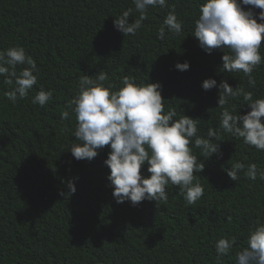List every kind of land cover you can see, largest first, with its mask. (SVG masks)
<instances>
[{
  "label": "trees",
  "instance_id": "obj_1",
  "mask_svg": "<svg viewBox=\"0 0 264 264\" xmlns=\"http://www.w3.org/2000/svg\"><path fill=\"white\" fill-rule=\"evenodd\" d=\"M201 3L168 0L183 30L161 41L157 33L169 8H149L136 35L123 36L113 21L129 8V22L139 17L132 0H0V50L24 47L39 70L38 84L16 104L3 95L9 86L0 77V264H217L215 242L233 236V251L220 261L236 264L250 230L264 223V180L241 173L234 182L227 171L238 161L264 170V151L220 129V90L205 91L202 82L226 80L253 99L264 98V64L253 72L252 88L242 72L222 69L227 48L205 53L193 36ZM252 10L258 16L260 9ZM260 52L264 56V43ZM185 61L189 70L176 69ZM100 70L117 88L124 76L137 84L159 82L165 110L175 109L176 119H199L203 137L210 127L219 130L217 154L207 159L193 146L204 163L196 174L204 195L196 204L187 206L173 185L157 205L117 203L104 164L110 146L91 161L72 156L76 117L66 105L79 91V78H95ZM41 87L53 93L44 107L32 103ZM246 104L241 96L227 107L244 115L251 111ZM63 110L68 119H61ZM142 172L150 176L147 163Z\"/></svg>",
  "mask_w": 264,
  "mask_h": 264
},
{
  "label": "clouds",
  "instance_id": "obj_2",
  "mask_svg": "<svg viewBox=\"0 0 264 264\" xmlns=\"http://www.w3.org/2000/svg\"><path fill=\"white\" fill-rule=\"evenodd\" d=\"M139 17L129 22L133 12L129 8L113 21L123 36H135L148 18L149 8H169L158 30L157 38L166 39L168 33L180 35L183 21L178 19L174 6L168 0H132ZM244 6H251L245 10ZM253 8L260 9L258 16ZM260 22H257V21ZM167 29V32H166ZM199 47L207 54L214 50H229L222 56V69L228 73H243L248 85L256 86L253 72L264 64L260 48L264 43V0H203L199 16L195 20L194 34ZM179 71H187L185 61L175 65ZM19 68V71H18ZM38 68L33 57L22 46L0 50V77L9 86L3 95L11 103L28 97L38 84ZM79 78V91L66 105L75 114V141L70 147L76 160L91 161L99 150L110 146L104 164L110 169L107 180L113 188L117 203L130 201L133 206L141 202L155 201L156 205L168 200L167 186H178L187 206L196 204L204 195V189L196 175L204 169V163L193 154V146L199 148L204 158L219 152V130L209 128L207 137L200 136L197 122L182 115L176 119L175 109L165 110L162 85L159 82L137 84L134 78L124 76L117 88L103 70L96 75ZM219 88V127L243 143L264 151V98L253 99V93L243 87L230 86L226 80L219 85L213 78L205 79V91ZM243 97L251 109L241 115L235 107H227L231 99ZM53 98L51 90L42 87L32 98V103L44 107ZM69 111L61 112V119H68ZM194 142V145H193ZM147 163L146 176L142 168ZM255 181L264 180V170L255 163L245 165L236 162L227 171L236 182L240 174ZM67 194L76 192L74 180L66 183ZM64 195V193H61ZM236 237H221L215 242L217 264L228 256L236 245ZM236 264H264V223L259 220L250 230L247 246L236 252Z\"/></svg>",
  "mask_w": 264,
  "mask_h": 264
}]
</instances>
